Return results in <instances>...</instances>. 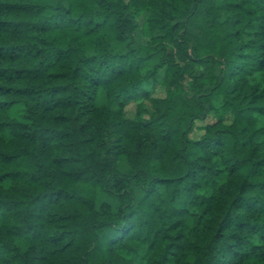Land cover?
Masks as SVG:
<instances>
[{
	"label": "clouds",
	"instance_id": "9594fccd",
	"mask_svg": "<svg viewBox=\"0 0 264 264\" xmlns=\"http://www.w3.org/2000/svg\"><path fill=\"white\" fill-rule=\"evenodd\" d=\"M0 264H264V0H0Z\"/></svg>",
	"mask_w": 264,
	"mask_h": 264
}]
</instances>
